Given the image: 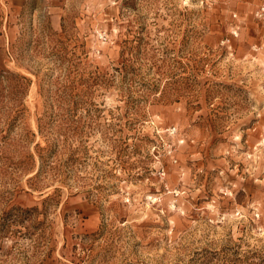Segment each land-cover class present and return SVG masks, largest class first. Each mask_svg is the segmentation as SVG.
<instances>
[{"label": "rangeland", "instance_id": "rangeland-1", "mask_svg": "<svg viewBox=\"0 0 264 264\" xmlns=\"http://www.w3.org/2000/svg\"><path fill=\"white\" fill-rule=\"evenodd\" d=\"M0 264H264V0H0Z\"/></svg>", "mask_w": 264, "mask_h": 264}, {"label": "trees", "instance_id": "trees-1", "mask_svg": "<svg viewBox=\"0 0 264 264\" xmlns=\"http://www.w3.org/2000/svg\"><path fill=\"white\" fill-rule=\"evenodd\" d=\"M18 78L25 79V77L23 75H20V74L13 75V81L14 82L12 84L13 85L12 87H13V93H14L15 97H16L17 93H19L20 87H21V85L18 82ZM36 149H37L40 164H39V167L37 168L36 172L29 178V180L32 181L33 185H37V182L39 180V176L42 172V168H43V164H44V158H45L43 152H44V150H46V148L39 147L38 144H36ZM27 159L29 160V167L26 170H31L32 167L34 166V158H33L32 154H28ZM50 168L55 169L52 167H50Z\"/></svg>", "mask_w": 264, "mask_h": 264}]
</instances>
